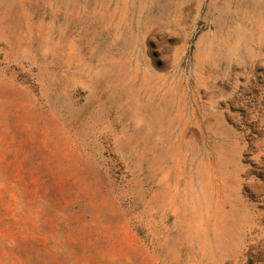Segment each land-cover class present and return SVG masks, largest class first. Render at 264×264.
Returning <instances> with one entry per match:
<instances>
[{"label":"rangeland","instance_id":"obj_1","mask_svg":"<svg viewBox=\"0 0 264 264\" xmlns=\"http://www.w3.org/2000/svg\"><path fill=\"white\" fill-rule=\"evenodd\" d=\"M0 264H264V0H0Z\"/></svg>","mask_w":264,"mask_h":264}]
</instances>
